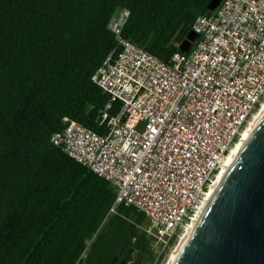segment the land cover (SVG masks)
Masks as SVG:
<instances>
[{
    "label": "trees",
    "instance_id": "1",
    "mask_svg": "<svg viewBox=\"0 0 264 264\" xmlns=\"http://www.w3.org/2000/svg\"><path fill=\"white\" fill-rule=\"evenodd\" d=\"M208 1L0 0V264L153 261L142 213H108L111 186L50 138L63 118L102 135V115L118 113L90 81L117 49L115 9L127 11L120 36L167 63Z\"/></svg>",
    "mask_w": 264,
    "mask_h": 264
},
{
    "label": "built area",
    "instance_id": "2",
    "mask_svg": "<svg viewBox=\"0 0 264 264\" xmlns=\"http://www.w3.org/2000/svg\"><path fill=\"white\" fill-rule=\"evenodd\" d=\"M126 16L110 15L117 49L90 76L108 96L104 109L118 103V113L102 115V135L63 118L50 142L111 186L108 213L117 205L142 213L155 264L195 218L264 99V0H220L195 17L188 50L167 63L120 36Z\"/></svg>",
    "mask_w": 264,
    "mask_h": 264
},
{
    "label": "water",
    "instance_id": "3",
    "mask_svg": "<svg viewBox=\"0 0 264 264\" xmlns=\"http://www.w3.org/2000/svg\"><path fill=\"white\" fill-rule=\"evenodd\" d=\"M220 0H209L213 10ZM190 30L178 44L186 52ZM172 264H264V110L210 194Z\"/></svg>",
    "mask_w": 264,
    "mask_h": 264
},
{
    "label": "bare ground",
    "instance_id": "4",
    "mask_svg": "<svg viewBox=\"0 0 264 264\" xmlns=\"http://www.w3.org/2000/svg\"><path fill=\"white\" fill-rule=\"evenodd\" d=\"M263 110H264V99L261 101V103H260L259 107L257 108V110L252 114L251 118L248 120L247 124L245 125V127L241 131V133L239 135V138L233 144V146L230 148V150L227 153L226 157L224 158V160L220 164V167H219V170H218V172L216 174V177L213 180V182L210 184V186L208 188V191L206 192L205 198L203 200V203H202L199 211L195 215V218L192 220L190 225H188L185 228V230L183 231V233L181 234L177 245L175 246V248L172 250V252L170 253V255L168 257V260H167L166 264H172L174 258L176 257L178 251L180 250L183 242L185 241L187 235L189 234L192 226L194 225L196 219L198 218L201 210L203 209L205 203L207 202L210 194L212 193V191L214 190V188L216 187V185L218 184V182L222 178L223 174L225 173V171L229 167L230 163L232 162V160L236 156L237 152L239 151V149L243 145L244 141L246 140L247 136L249 135L250 131L252 130L253 126L255 125L256 121L258 120V118L261 115V113L263 112Z\"/></svg>",
    "mask_w": 264,
    "mask_h": 264
},
{
    "label": "rangeland",
    "instance_id": "5",
    "mask_svg": "<svg viewBox=\"0 0 264 264\" xmlns=\"http://www.w3.org/2000/svg\"><path fill=\"white\" fill-rule=\"evenodd\" d=\"M256 110H257V109H256ZM256 110H255V111H256ZM255 111H254V112H255ZM182 233H183V232H182ZM182 233H181V234H182ZM180 236H181V235H180ZM180 236H179L178 239L175 241L174 245H173L172 247H170L169 251L164 255V257H163L162 260L159 262V264H166V263H167L168 257H169V255H170V253L172 252V250H173V249L175 248V246L177 245ZM133 264H142V263L138 260V261H135V263H133ZM145 264H147V263H145ZM150 264H154V262L152 261Z\"/></svg>",
    "mask_w": 264,
    "mask_h": 264
},
{
    "label": "clouds",
    "instance_id": "6",
    "mask_svg": "<svg viewBox=\"0 0 264 264\" xmlns=\"http://www.w3.org/2000/svg\"><path fill=\"white\" fill-rule=\"evenodd\" d=\"M257 108H258V107H257ZM257 108H256V109H257Z\"/></svg>",
    "mask_w": 264,
    "mask_h": 264
}]
</instances>
